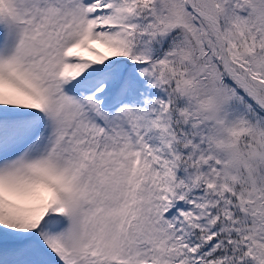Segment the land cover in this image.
<instances>
[{
	"label": "snow or ice",
	"instance_id": "1",
	"mask_svg": "<svg viewBox=\"0 0 264 264\" xmlns=\"http://www.w3.org/2000/svg\"><path fill=\"white\" fill-rule=\"evenodd\" d=\"M0 264H264V0H0Z\"/></svg>",
	"mask_w": 264,
	"mask_h": 264
},
{
	"label": "rangeland",
	"instance_id": "2",
	"mask_svg": "<svg viewBox=\"0 0 264 264\" xmlns=\"http://www.w3.org/2000/svg\"><path fill=\"white\" fill-rule=\"evenodd\" d=\"M85 55L87 56V55H89L88 53H85Z\"/></svg>",
	"mask_w": 264,
	"mask_h": 264
}]
</instances>
